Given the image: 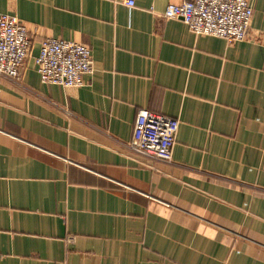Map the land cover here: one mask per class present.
<instances>
[{
  "label": "crops",
  "instance_id": "crops-1",
  "mask_svg": "<svg viewBox=\"0 0 264 264\" xmlns=\"http://www.w3.org/2000/svg\"><path fill=\"white\" fill-rule=\"evenodd\" d=\"M183 0H0L32 32L0 75V264H264V0L229 44L164 19ZM91 48L81 87L40 80L45 38ZM141 111L172 159L132 153Z\"/></svg>",
  "mask_w": 264,
  "mask_h": 264
},
{
  "label": "built area",
  "instance_id": "built-area-1",
  "mask_svg": "<svg viewBox=\"0 0 264 264\" xmlns=\"http://www.w3.org/2000/svg\"><path fill=\"white\" fill-rule=\"evenodd\" d=\"M134 7L137 0H125ZM252 0H183L169 3L164 19L181 18L191 31L224 39L229 44L251 35ZM33 47L32 32L17 17L0 12V75L19 80ZM40 80L63 87H81L94 72L91 48L76 41L48 37L36 56ZM179 122L150 111H141L128 143L136 155L170 160Z\"/></svg>",
  "mask_w": 264,
  "mask_h": 264
},
{
  "label": "rangeland",
  "instance_id": "rangeland-1",
  "mask_svg": "<svg viewBox=\"0 0 264 264\" xmlns=\"http://www.w3.org/2000/svg\"><path fill=\"white\" fill-rule=\"evenodd\" d=\"M179 19H181V18H179ZM189 27V26H188ZM190 29V28H189ZM191 30V29H190ZM175 144V143H174ZM174 146V145H173ZM173 149V148H172ZM155 159H159V158H155ZM172 159V158H171ZM170 159V160H171ZM161 160H164V159H161ZM170 160H165V161H170Z\"/></svg>",
  "mask_w": 264,
  "mask_h": 264
}]
</instances>
